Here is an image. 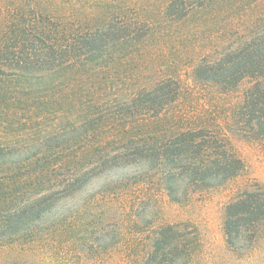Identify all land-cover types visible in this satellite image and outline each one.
I'll use <instances>...</instances> for the list:
<instances>
[{
    "label": "trees",
    "instance_id": "obj_1",
    "mask_svg": "<svg viewBox=\"0 0 264 264\" xmlns=\"http://www.w3.org/2000/svg\"><path fill=\"white\" fill-rule=\"evenodd\" d=\"M201 1L170 0L167 16L182 19ZM104 3L97 15L94 7L76 9L67 0H11L0 11V123L11 130L22 122L64 119L74 133L64 145H46L16 161L8 158L11 148L25 136H0V161L5 163L0 164L1 243L25 240V229L10 230L38 221L58 200L118 165L148 163L151 175L132 184L143 188L148 176H158L179 204L177 182L184 180L182 195L187 197L243 170L230 140L205 122L184 127L177 120L157 134H126L131 124L154 120L173 106L181 86L173 76L150 80L124 71L139 55L136 48L149 27L131 17L128 8L108 12L111 0ZM192 72L223 95L248 80L239 122L264 136V30L228 43L220 60L202 57ZM60 127L51 125L45 134L56 135ZM118 191L112 186L84 207L113 202ZM65 220L56 234L46 235L60 236L76 226L75 219ZM222 231L225 249L217 254L190 222H147L131 234L132 242L125 239L123 264H264L263 188L243 190L225 205Z\"/></svg>",
    "mask_w": 264,
    "mask_h": 264
},
{
    "label": "rangeland",
    "instance_id": "obj_2",
    "mask_svg": "<svg viewBox=\"0 0 264 264\" xmlns=\"http://www.w3.org/2000/svg\"><path fill=\"white\" fill-rule=\"evenodd\" d=\"M97 1L67 0V3L74 4L76 9L94 7L92 12L97 15L105 0L96 4ZM169 1L111 0L106 6L108 12L124 6L131 17L149 27V35L136 48L139 55L128 62L124 71L129 75L140 72L150 80L173 76L181 86L173 106L154 120L131 124L126 134H157L177 120L184 127L191 122H205L230 140L243 161V170L222 185L187 197L182 195L184 180L177 182L178 196L183 200L179 204L168 196L158 176H148L149 184L143 188L132 184L149 172L148 163L109 168L75 195L58 200L38 221L14 226L10 231L25 229L26 239L0 242V264H123V248L128 245L125 239L132 242L131 234L144 229L147 222L154 226L190 222L218 254L225 249L222 231L225 205L255 185L264 189V136L246 131L238 115L249 81L241 82L233 92L223 95L213 84L196 80L192 72L202 57L220 60L228 43L264 30V0H203L200 7H192L179 20L167 16ZM10 5L11 0H0V11ZM70 123L64 119L43 123L32 120L16 124L11 130L0 123V136L13 133L25 136V141L11 148L8 158L16 161L29 158L46 145L66 144L74 135L72 127H67ZM51 125L61 126L62 131L46 135L44 129ZM0 164L5 163L0 161ZM112 186L120 190L113 202L99 201V206L92 203L89 208L84 207ZM72 218L76 226L65 234L46 235L56 234L57 226Z\"/></svg>",
    "mask_w": 264,
    "mask_h": 264
}]
</instances>
